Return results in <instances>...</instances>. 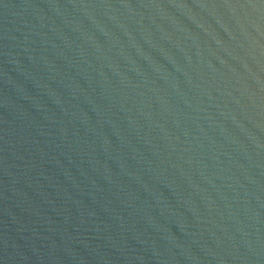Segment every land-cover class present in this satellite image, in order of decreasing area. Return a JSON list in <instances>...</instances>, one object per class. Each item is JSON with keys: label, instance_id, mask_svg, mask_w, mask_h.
<instances>
[{"label": "water", "instance_id": "obj_1", "mask_svg": "<svg viewBox=\"0 0 264 264\" xmlns=\"http://www.w3.org/2000/svg\"><path fill=\"white\" fill-rule=\"evenodd\" d=\"M0 264H264V0H0Z\"/></svg>", "mask_w": 264, "mask_h": 264}]
</instances>
